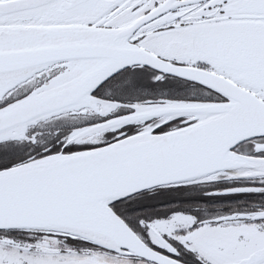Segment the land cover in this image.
Instances as JSON below:
<instances>
[{
	"label": "water",
	"instance_id": "water-1",
	"mask_svg": "<svg viewBox=\"0 0 264 264\" xmlns=\"http://www.w3.org/2000/svg\"><path fill=\"white\" fill-rule=\"evenodd\" d=\"M48 1L16 0L0 8L16 10ZM159 13L153 11L119 28L18 27L0 34V91L51 65L82 64L1 107L0 138L77 107L128 105L97 98L93 91L131 67L191 81L223 97L128 105L134 113L93 129L160 117L191 116L193 121L167 132L146 130L101 147L58 152L1 169L0 229L59 231L156 264H185L145 243L112 204L147 189L217 172L264 176V156L234 150L244 141L264 137V99L223 75L173 63L129 41ZM256 149L264 151V144Z\"/></svg>",
	"mask_w": 264,
	"mask_h": 264
},
{
	"label": "flooded vegetation",
	"instance_id": "flooded-vegetation-1",
	"mask_svg": "<svg viewBox=\"0 0 264 264\" xmlns=\"http://www.w3.org/2000/svg\"><path fill=\"white\" fill-rule=\"evenodd\" d=\"M13 1L16 0H0V6ZM231 1L50 0L16 10L0 8V34H8L17 29L14 25L18 23H24L27 27L76 25L117 28L158 11L161 12L160 15L144 23L131 35V42L164 59L214 71L255 91L253 87L232 77V67L229 65L231 62L222 55L226 49L224 44L230 36L220 33L226 22L234 24L235 29L237 28L234 44L241 39L239 48H247L246 37L251 39L252 33L257 29L255 27L259 25L264 29V7L259 6L257 0H249L232 13L229 8L234 4ZM90 4L93 5L90 8L96 7L82 13V7ZM162 5L165 6L161 7ZM242 25L244 27L241 29ZM214 30L219 33L211 34ZM263 62L261 60L260 63L262 72ZM77 65L81 67L82 64L62 62L51 65L1 90L0 108L25 97ZM133 69L140 67L127 68L111 76L93 91V96L132 106L150 104L166 98L160 91L156 93L145 90L143 78L146 77L131 76ZM143 69L150 72V77L147 78L150 82L169 81L175 86L190 82L177 77L160 76L148 68ZM197 91L200 94L195 100L221 99L214 93L210 94L205 87H197ZM128 105H98V108L81 106L63 111L32 123L23 138L6 141L0 148L10 149L16 155L34 156L29 159L32 160L52 153H72L96 148L145 130L159 133L171 122L185 125L190 121V117L186 116L169 120L145 119L132 124L93 129L97 125L134 113L135 109ZM60 135L64 137V142L59 151L39 155L49 149L45 148L33 154L36 152L35 147L41 146L43 141L49 142ZM261 144H264V139H253L239 145L236 150L264 156L263 150L256 151ZM162 187L164 190L185 192L187 195L173 196L157 202L154 206H147L144 203L149 200L147 194L153 195L155 190L143 191V196L139 198L143 205L138 218L134 220L129 213L126 214L127 219L125 218L148 245L185 264H264V176L245 171L219 172L204 179ZM131 197H128L129 201L137 199ZM221 231H228L229 237L223 238ZM245 252L253 254L249 257L243 256L237 261L229 257L232 253ZM209 254L213 257L223 254L225 260H208ZM0 264L155 263L107 250L85 238L64 232L0 229Z\"/></svg>",
	"mask_w": 264,
	"mask_h": 264
},
{
	"label": "rangeland",
	"instance_id": "rangeland-1",
	"mask_svg": "<svg viewBox=\"0 0 264 264\" xmlns=\"http://www.w3.org/2000/svg\"><path fill=\"white\" fill-rule=\"evenodd\" d=\"M249 0H239L236 2V0H232L231 3L234 5L231 6L229 9L230 12L234 13L238 7L241 4H244L245 2H248ZM95 3V2H94ZM93 4V3H92ZM90 4L87 5L88 7L84 6L82 7L81 11L82 13H85L89 11L90 9L96 7L90 8V6L96 5V4ZM257 4L259 6L264 7V0H257ZM249 5V3H248ZM51 6V5H50ZM98 6V5H97ZM245 26L250 29L249 25ZM14 27H27L24 23H18L15 24ZM244 27L242 25L241 29ZM254 28V27H253ZM257 28L251 35V39L249 36L246 37L245 44H247V48H239L240 44L242 43L241 39H238L236 41V45L234 44V37H235V29L234 24L226 22L223 24V30L221 31L220 34L223 35H229V40H227L224 44L225 50L223 52V58L231 63L232 67V77L240 81L242 84L253 87L255 91L258 92V94L264 98V71L262 72L260 68V63L261 60L264 61V55L261 53H264V29L262 26H257ZM143 30V29H142ZM219 32L217 30H214L211 34L217 35ZM264 63V62H263ZM264 69V64L262 66ZM150 72L144 70L143 68L140 69H133L130 72V75L133 77H139V75H142L146 78L150 77ZM230 76V75H229ZM239 84V83H238ZM223 233V238H228L229 237V232L228 231H221ZM249 252L245 253H240V254H235L232 253L231 256L229 255L230 258H233L232 260H239L243 256L249 257L251 256ZM236 256V258H234ZM208 260H216L218 261H223L225 260V256L223 254H219L216 257H213L212 255H207Z\"/></svg>",
	"mask_w": 264,
	"mask_h": 264
},
{
	"label": "trees",
	"instance_id": "trees-1",
	"mask_svg": "<svg viewBox=\"0 0 264 264\" xmlns=\"http://www.w3.org/2000/svg\"><path fill=\"white\" fill-rule=\"evenodd\" d=\"M143 79H144L143 82H144L145 90H153L156 93L160 91L163 95H165L166 98H160L161 100H177V99L178 100H184V99L195 100V98L200 94L197 91V87H201V86L194 84V83L188 82V83H185L184 85L175 86L173 84H170L169 81L163 82V83H158V82L154 83V82H150L149 80H147V78H143ZM209 93L213 94V92L211 91H209ZM180 126H182V123H178L174 121V122H171L170 124H166L163 130L167 131V130H171L174 128H178ZM26 132L27 130L24 132L17 133V134L16 133L12 134L11 136L7 138H0V145H2L3 143L9 140H18V139L23 138L26 135ZM59 138L56 137L49 142L43 141L41 143V146L35 147L36 152H34L33 154H37L39 153V151L45 148H49V149L44 151V153H39V155L59 151L60 147L63 145L64 137L60 135ZM15 153L16 152L11 151L10 149L2 150L0 148V170L26 162L27 160L34 158V156L30 157L28 154L16 155ZM152 190H155V192H153V195L147 194L149 200L144 202L145 205L147 206H154L157 202H160L167 198H171L173 196L187 195V193L185 194V192L183 193L182 192H171L168 190H164V187H157ZM142 196H143L142 193H138L131 197V198H137L136 200L132 199L129 201L128 198H126L124 200H121L113 204V207L115 211L124 219L127 216L126 214L129 213L130 217L135 220L138 218L139 213H141L140 207L143 205V202H140V199Z\"/></svg>",
	"mask_w": 264,
	"mask_h": 264
},
{
	"label": "bare ground",
	"instance_id": "bare-ground-1",
	"mask_svg": "<svg viewBox=\"0 0 264 264\" xmlns=\"http://www.w3.org/2000/svg\"><path fill=\"white\" fill-rule=\"evenodd\" d=\"M241 172V171H240Z\"/></svg>",
	"mask_w": 264,
	"mask_h": 264
}]
</instances>
